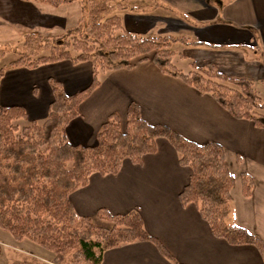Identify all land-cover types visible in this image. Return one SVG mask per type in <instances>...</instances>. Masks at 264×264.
<instances>
[{
    "label": "crops",
    "instance_id": "obj_1",
    "mask_svg": "<svg viewBox=\"0 0 264 264\" xmlns=\"http://www.w3.org/2000/svg\"><path fill=\"white\" fill-rule=\"evenodd\" d=\"M157 1L160 6L153 8L154 13L152 8L149 14L129 13L146 16L139 25L126 27L128 13H123L125 28L144 35L181 30L180 35L217 46H183L186 59L197 66L213 63L227 74L232 71L220 69L219 64L231 66L239 59L236 65L247 68L232 76L256 78L263 63L258 56L247 58L242 50L250 45L264 47V0ZM75 2L79 1L52 6L36 0H0V26L17 27L22 39L26 32L42 34L41 29L52 30L65 20L61 15L69 12L57 11L58 7ZM165 9L171 17L161 13ZM157 16L163 26L157 27L152 20ZM173 18L177 21L172 22ZM91 78L88 61L60 60L33 68L7 66L0 78V105L21 106L25 121L41 122L53 97L50 79L71 95L88 86ZM99 78V85L79 104V116L65 127L72 144L93 145L96 132L112 112L125 122L130 102L138 105L148 123L164 124L197 143H219L233 175L227 220L264 241V129L232 117L209 94L163 74L150 59H136L130 69L103 72ZM155 145V152L143 155L140 163L124 159L115 174L91 173L85 185L69 194V200L77 215L92 218L100 208L111 214L137 209L145 231L168 256L155 242L137 240L104 250L100 264H264L255 245L230 244L213 235L196 205L180 204L178 195L191 170L178 163L177 153L166 139L156 138ZM243 173L252 182L248 196L242 193Z\"/></svg>",
    "mask_w": 264,
    "mask_h": 264
},
{
    "label": "trees",
    "instance_id": "obj_2",
    "mask_svg": "<svg viewBox=\"0 0 264 264\" xmlns=\"http://www.w3.org/2000/svg\"><path fill=\"white\" fill-rule=\"evenodd\" d=\"M36 1L57 6L73 0ZM157 2L131 6L145 10L159 7ZM127 5L124 0H88L85 32L77 25L55 41L24 33L21 48L8 66L33 68L60 60L74 64L88 61L92 78L88 86L71 95L50 79L53 97L40 123L29 121L20 126L19 121L26 118L23 107L0 105V228L17 240L27 238L49 250L53 264H100L104 250L137 240L155 242L168 256L145 231L137 209L125 214L98 209L96 217L109 224L105 227L94 224L91 217L77 215L69 200V194L85 185L91 173L115 174L124 159L140 163L143 155L155 152V139L162 137L175 149L178 163L191 170L178 195L180 204L196 205L213 235L230 244L255 245L264 263V241L227 220L232 208L233 175L219 143H197L164 124L148 123L135 102L128 104L123 127L116 112L108 115L93 145H75L68 140L65 127L79 116V104L99 85L100 73L130 69L134 58L150 59L163 74L209 94L232 117L250 120L264 129V101L252 80L229 77L212 63L197 66L191 58H187L186 71L173 62L176 56L186 59L173 48L175 44L217 46L184 35L129 31L122 20ZM3 72L0 68V78ZM241 184L243 195L248 196L252 182L245 173ZM21 264L48 263L31 258Z\"/></svg>",
    "mask_w": 264,
    "mask_h": 264
},
{
    "label": "rangeland",
    "instance_id": "obj_3",
    "mask_svg": "<svg viewBox=\"0 0 264 264\" xmlns=\"http://www.w3.org/2000/svg\"><path fill=\"white\" fill-rule=\"evenodd\" d=\"M79 2H75L71 5H63L58 7L56 10L57 11H62L65 13L69 12L67 15H61L65 20L63 21L62 24L57 25L56 28L52 30H43L41 29V32H43L40 35L47 36L51 41H55V39L59 38L60 34H63L65 31H67L69 28L81 25L83 29V33L86 30V22H87V16H88V0H78ZM128 5V8L123 11V13H128L125 15L126 19V27H129L131 25H139L138 23H143L144 19H146V16H140V15H134L135 13H151V8H147L145 10L143 9H137V8H132L135 5L137 6L138 4H147V3H154L157 2V0H124ZM159 4V2H157ZM131 7V8H130ZM129 13H134V14H129ZM154 13V10H153ZM162 14L169 15L171 17V13L165 9V11L161 12ZM123 16V15H122ZM156 19L158 21H156ZM156 22V26H163L164 24L159 23V16L157 18L152 19ZM172 22L177 21L175 18L171 19ZM143 25V24H142ZM166 28V27H165ZM170 28H175V27H170ZM127 29V28H126ZM19 29L14 26H0V68H6L8 66V62L12 59H14L18 51L21 48V43H22V38L21 35L18 34ZM144 31L143 29H141ZM49 31V32H48ZM183 31H178V32H168L165 34H170V35H180L182 34ZM158 34V33H157ZM157 34H151V35H157ZM149 35V34H145ZM260 44V43H259ZM190 47V46H188ZM193 47V46H191ZM173 48L176 51H181L182 53V48L183 46L181 44H175ZM194 48V47H193ZM193 52V51H192ZM242 52L245 54L247 58L251 57H259L261 62L263 63V67L259 66V72L258 74L255 75V79L252 81L254 82V86L260 95L261 99L264 101V47L262 45H259L258 47H254L253 45L250 46H244V49ZM183 54V53H182ZM259 54V55H258ZM234 58V57H233ZM137 58L133 59V62ZM237 63L234 62V64L231 62V66L229 65H223L219 64V68H228L227 70L231 73H225L222 70H219L216 68L218 71L224 73L225 75L232 77V78H241V77H235L232 76L233 72H241L239 69H246L247 67L244 65V67H239V65H236L239 63V59H235ZM224 61V60H223ZM174 64L181 68L182 70L186 71L188 69V63L187 59L182 58L180 56H176L173 59ZM213 64V63H212ZM245 71V70H244ZM237 74V73H235ZM239 74V73H238ZM101 75V73H100ZM238 76V75H237ZM244 78V77H242ZM246 79V78H245ZM264 114V109L261 111ZM29 121H19V125L25 124ZM40 123V122H38ZM124 126V122L122 123V127ZM95 143V142H94ZM111 174V173H109ZM92 218V217H91ZM92 221L94 224L99 225V226H109L108 222L105 220H102L98 217L92 218ZM31 258H36L37 260L41 262H45L48 264H53V254L39 246L38 244L30 241L27 238H23L21 240H17L11 236L10 233L7 231L3 230L0 228V264H21L24 260L31 259Z\"/></svg>",
    "mask_w": 264,
    "mask_h": 264
}]
</instances>
